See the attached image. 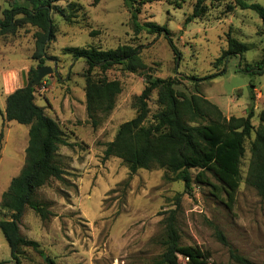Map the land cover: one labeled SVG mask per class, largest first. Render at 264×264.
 <instances>
[{
  "label": "rangeland",
  "instance_id": "374dc122",
  "mask_svg": "<svg viewBox=\"0 0 264 264\" xmlns=\"http://www.w3.org/2000/svg\"><path fill=\"white\" fill-rule=\"evenodd\" d=\"M134 1L140 25L166 26L169 34L137 30L123 0H61L55 4L51 14L54 40L43 57V66L54 71L36 85L34 96L35 103L65 133L68 145L58 151L65 174L63 180L51 179L36 191L35 200L51 215L42 220L28 209L21 219V234L37 241L41 251L23 248L21 264H46L47 258L55 264H151L164 250V220L171 210L180 244L202 249L204 264H235L229 247L254 264H264V196L245 182L249 141L241 161L242 181L231 208L225 195L208 185L194 182L185 192L183 182L165 169H139L129 178L128 168L120 159L103 160L105 144L114 138L121 123L135 116L133 101L150 77L177 78L176 90L189 96L196 92V81L187 78L194 76L198 91L226 117L246 116L253 105L251 123L256 128L258 115L264 110V65L261 73L250 66L264 58L261 20L254 11L236 7V0H205L202 16L191 21L187 18L196 0ZM245 1L264 6V0ZM10 3L0 0V19ZM229 5L234 6L230 11ZM36 31L24 24L0 37V200L24 165L28 141V126L4 120L3 92L7 82L22 87V71L28 79L30 68L37 67ZM228 34L245 43L248 50L241 58L229 57L215 67L216 59L227 48ZM122 45L140 47L148 68L131 73L115 65L106 71L108 79L121 83L122 91L111 113L94 129L85 111L81 73L87 66L65 50H108ZM216 72L222 73L215 76ZM148 105L151 114L158 109L156 92H152ZM206 175L220 186L210 173ZM7 218L0 209V219ZM217 231L228 245L219 241ZM0 262L14 264L1 231Z\"/></svg>",
  "mask_w": 264,
  "mask_h": 264
},
{
  "label": "trees",
  "instance_id": "16d2710c",
  "mask_svg": "<svg viewBox=\"0 0 264 264\" xmlns=\"http://www.w3.org/2000/svg\"><path fill=\"white\" fill-rule=\"evenodd\" d=\"M59 1L11 0L0 19V37L13 33L24 24L37 28L34 34V58L39 61L36 68H30L27 85L6 95L2 113L5 121L28 126L24 165L2 193L0 200V209L8 214L7 219H0V231L14 264H21L20 254L25 247L41 252L37 241L21 234L20 222L28 209L42 220L51 215L35 200L36 191L51 179L63 180L65 174L58 162L60 147L68 145L65 133L59 123L35 103L36 86H31L37 76V68L43 66L45 48L54 40L55 24L51 14ZM204 1L196 0L187 21L202 16L206 9ZM123 2L137 30L145 28L150 34H169L166 26L154 23L140 25L137 17L139 8L135 6V1ZM235 6L254 11L264 27V6L245 0H236ZM233 8L227 6L228 11ZM66 18L70 20V15ZM169 43L173 52L179 55L172 42ZM247 50L245 43L228 34L227 48L214 65L218 67L229 57L241 58ZM65 51L75 60L83 59L87 66L81 75L85 80V111L94 129L103 117L111 113L122 91L121 83L108 79L106 71L115 65H121L131 73L146 71L148 68L141 59L138 46L122 45L108 50L67 48ZM263 65L264 58L255 66H250V69L257 68L261 73ZM245 69L249 71V66ZM221 73L216 72L214 75ZM187 79L198 82L194 76ZM196 82V92L188 96L176 90L175 86L179 83L177 78H148L143 90L133 101L135 116L121 123L114 138L105 144L103 160L111 157L120 159L128 168L129 178L139 169H165L176 180L183 182L185 192L192 189L194 182L208 185L217 193H223L227 207L231 208L242 181L241 161L246 152L245 144L249 141L250 156L245 182L259 196H264V110L258 115L259 124L256 128L251 123L253 105L249 107L246 116L226 117L217 105L198 91ZM152 92H156L158 109L151 114L148 100ZM193 170L196 171L194 176ZM206 173H210L220 186L213 184ZM164 222L161 242L164 250L151 264H204L206 258L202 249L180 244L174 210H171ZM216 235L221 243L228 245L221 232L217 231ZM229 257L235 264H254L230 247ZM46 264L55 263L47 258Z\"/></svg>",
  "mask_w": 264,
  "mask_h": 264
},
{
  "label": "water",
  "instance_id": "95a60500",
  "mask_svg": "<svg viewBox=\"0 0 264 264\" xmlns=\"http://www.w3.org/2000/svg\"><path fill=\"white\" fill-rule=\"evenodd\" d=\"M53 71H54L53 68L50 66H41V67L37 68V76H36L35 80L31 83V86L38 85L45 76L52 74ZM21 75H22V84L24 87L27 85V79H26L25 71H22ZM44 258H45V256H44Z\"/></svg>",
  "mask_w": 264,
  "mask_h": 264
},
{
  "label": "crops",
  "instance_id": "0c3cea01",
  "mask_svg": "<svg viewBox=\"0 0 264 264\" xmlns=\"http://www.w3.org/2000/svg\"><path fill=\"white\" fill-rule=\"evenodd\" d=\"M3 76V75H2ZM4 79V81H3V83H5L6 84V77H3ZM14 84L15 83H8L7 82V90H5L4 92H3V94H4V96L6 97V95H8L9 93H11V92H13L15 89H17V88H19L18 86H16V87H14ZM16 85V84H15ZM22 86H23V84H22ZM27 146V145H26ZM26 148V147H25ZM25 150V149H24ZM59 153V152H58ZM60 154V153H59Z\"/></svg>",
  "mask_w": 264,
  "mask_h": 264
}]
</instances>
